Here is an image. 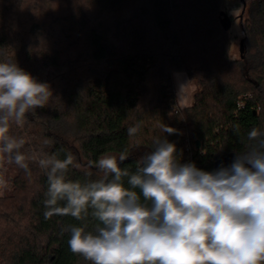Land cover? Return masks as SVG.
<instances>
[{
	"label": "trees",
	"instance_id": "1",
	"mask_svg": "<svg viewBox=\"0 0 264 264\" xmlns=\"http://www.w3.org/2000/svg\"><path fill=\"white\" fill-rule=\"evenodd\" d=\"M222 2L0 0V62H16L53 92L23 127L13 125L11 134L26 142L22 151L64 159L74 157L75 143L85 167L70 166L72 180L95 172L89 161L125 151L121 167L134 172L156 137L175 143L181 163L209 172L221 157L246 151L247 133L264 132V0L246 4L239 17L244 51L236 61L228 57ZM176 72L200 81L184 109L176 107ZM135 124L140 131L129 137ZM28 162L31 175L8 163L16 175L0 197V264H91L71 252L62 231L82 221L45 219L47 177ZM95 223L89 216L88 228Z\"/></svg>",
	"mask_w": 264,
	"mask_h": 264
},
{
	"label": "clouds",
	"instance_id": "2",
	"mask_svg": "<svg viewBox=\"0 0 264 264\" xmlns=\"http://www.w3.org/2000/svg\"><path fill=\"white\" fill-rule=\"evenodd\" d=\"M52 95L49 84L16 62H0V162L31 175L28 161L34 160L44 171L45 219L71 216L83 222L62 229L70 234L73 254L91 264H264V132L252 128L247 150L211 172L181 163L175 143L164 136L154 138V148L136 161L134 172L121 167L129 159L125 151L89 161L87 168L95 172L72 180L70 166L80 165L71 154L28 155L22 151L25 140L11 134L13 125L23 127L27 114ZM140 128L129 127V137ZM161 130L176 133L167 125ZM7 186L0 175V189ZM89 216L96 222L92 229Z\"/></svg>",
	"mask_w": 264,
	"mask_h": 264
},
{
	"label": "rangeland",
	"instance_id": "3",
	"mask_svg": "<svg viewBox=\"0 0 264 264\" xmlns=\"http://www.w3.org/2000/svg\"><path fill=\"white\" fill-rule=\"evenodd\" d=\"M252 0H246V4H249ZM243 5L241 0H223L221 10L226 12L228 15L234 17V21L231 29L229 30L230 49L228 57L230 61H236L240 59V44L244 39V33L241 27V20L239 19L242 13ZM244 47V45H243ZM184 85L182 97L178 100V93L180 86ZM173 88L176 95V107L178 109H184L185 106H189L193 103V96L195 93L200 91L199 79L190 80L185 72L173 73ZM190 107V106H189ZM72 152L75 157V161L80 165V169L85 167V161L78 154L77 145L71 143ZM221 151L219 152V154ZM0 175L8 181V186L5 189H0V197L7 195L12 190V179L16 175L14 169L10 168L7 161L0 162Z\"/></svg>",
	"mask_w": 264,
	"mask_h": 264
},
{
	"label": "water",
	"instance_id": "4",
	"mask_svg": "<svg viewBox=\"0 0 264 264\" xmlns=\"http://www.w3.org/2000/svg\"><path fill=\"white\" fill-rule=\"evenodd\" d=\"M241 1H242V5H243V10H242V13H241V15H240V18H242V14H243V12H244V10H245V8H246V2H245L244 0H241ZM220 23H221V26L223 27V29H224L225 31H229V30L231 29V27H232V24H233L232 19H231V16L228 15V14H227L226 12H224V11H222V12L220 13ZM243 51H244L243 41H241V44H240V52H241V54L243 53ZM197 147L199 148V142H198V141H197ZM236 154H237V153H230V154H228V155L225 156V157H221V158L216 162V164H215V166H214V171H215L216 169H218L221 165H223V166H225V167L229 166V165L233 162V160H234Z\"/></svg>",
	"mask_w": 264,
	"mask_h": 264
},
{
	"label": "crops",
	"instance_id": "5",
	"mask_svg": "<svg viewBox=\"0 0 264 264\" xmlns=\"http://www.w3.org/2000/svg\"><path fill=\"white\" fill-rule=\"evenodd\" d=\"M192 105V102H191V104L189 105V106H191ZM189 106H187V107H189ZM186 106H185V108H187Z\"/></svg>",
	"mask_w": 264,
	"mask_h": 264
},
{
	"label": "built area",
	"instance_id": "6",
	"mask_svg": "<svg viewBox=\"0 0 264 264\" xmlns=\"http://www.w3.org/2000/svg\"><path fill=\"white\" fill-rule=\"evenodd\" d=\"M188 151H189V148H188Z\"/></svg>",
	"mask_w": 264,
	"mask_h": 264
}]
</instances>
